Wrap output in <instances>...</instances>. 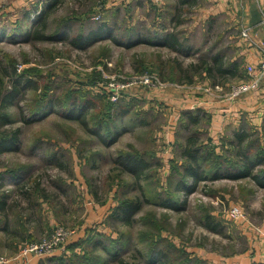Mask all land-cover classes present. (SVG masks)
Here are the masks:
<instances>
[{
  "label": "rangeland",
  "instance_id": "obj_1",
  "mask_svg": "<svg viewBox=\"0 0 264 264\" xmlns=\"http://www.w3.org/2000/svg\"><path fill=\"white\" fill-rule=\"evenodd\" d=\"M214 1L189 0L179 14L175 0H0V140L14 139L0 154V182L21 183L3 186L11 197L8 220L0 215V227L9 226L0 231V257L23 264L26 245L62 228L68 236L28 263L264 264V187L223 177L177 190L189 135L180 111L192 104L175 108L169 99L179 91L202 97L197 87L205 84L230 97L232 85L248 78L242 68L213 84L196 68L219 55L229 69L226 42L247 29L210 13ZM41 11L48 13L42 39H30ZM163 30L178 33L181 46L150 44ZM90 32L101 38L86 49L65 39ZM210 122L195 129L199 144L216 153L207 166H237L239 151L264 153V124L245 118L213 138ZM238 131L247 134L242 143ZM135 159L145 162L137 180L126 168ZM127 201L140 206L130 225L117 219Z\"/></svg>",
  "mask_w": 264,
  "mask_h": 264
},
{
  "label": "trees",
  "instance_id": "obj_2",
  "mask_svg": "<svg viewBox=\"0 0 264 264\" xmlns=\"http://www.w3.org/2000/svg\"><path fill=\"white\" fill-rule=\"evenodd\" d=\"M186 4H190L189 0H175V9H177L179 14H181L180 13L181 11L178 9V7L179 6L182 7ZM41 13H42L41 22L39 24L33 25V26H38V28H36L35 31L32 30V32L30 31L28 33L30 34L29 35L30 39L31 38L38 39V40L42 39V35H40L42 33L40 32L45 29V21L47 19L48 13L45 14V12H42V11ZM99 31L102 32L103 31L102 28ZM174 32L175 31L168 33L167 31L163 30L161 33L159 32L157 33V37L154 40H152L151 42L149 41L148 42L150 44L155 45L158 48L162 47V48H167V49H176L181 43L179 42L178 33H174ZM61 33H62V30L58 29L53 36H56ZM100 38H101L100 33L95 34L94 32H90L85 36L82 34H79L75 38L66 37L65 39L71 41L69 43L72 44L74 48L86 49L87 47L94 45L97 42V40H100ZM108 38L110 37L108 36ZM143 42L146 43V41H143ZM132 45L133 44L130 43L127 46L130 47ZM223 63H224V60L222 59L221 56L218 55L215 58H213V64H211L209 60L207 59L205 60L202 59L201 63L197 65L196 68L198 70H205L207 77L214 84L216 82L217 77L221 78L224 75H227V73L230 75H236V71L238 69L237 63L234 62L231 65V67H229V69H225ZM181 72L184 73L182 69H181ZM187 82L192 83L190 79ZM15 87L16 85H14L12 89L13 90L17 89ZM125 104H129V103L126 102ZM134 104L135 103H133V105ZM210 119H211L210 115L202 108L187 109L181 112V116L179 120L180 129L184 133H189V135L186 136V139L184 140L185 144H183L181 148L182 149L181 155L185 157L187 162L184 165L183 170H182L183 180L179 181L177 190L185 192V193H191L195 190L199 182H205L208 180H214L216 178L218 179V178H223V177L235 179V180L248 177L249 179L250 178L253 179L255 184L259 185L260 187H264V173L259 175L258 172H254L255 164L259 166H264L263 151L259 153L254 151V153H251V154L248 151H245V152L239 151L237 153V160H238L237 166L229 165L227 167H223L221 162L214 164V165H209V166L206 165L207 162H211L213 161V159H215L216 156L214 155L216 153H214V150L212 148L207 149L206 146L199 144L200 140L198 137V133L197 131H195V129H197L199 125L203 124L206 121H209ZM263 124H264V119H263ZM238 132H236L235 135L239 138L238 139L239 143H242L243 141L246 140L247 134L245 131H241L239 133ZM114 137L116 138L117 135H114ZM115 138L113 141H115ZM100 140L102 141L104 140V142L106 141L104 138L102 139L100 138ZM13 141H14L13 138L3 137L0 140V148L2 146H5V147L8 146L7 149H9L10 147H12L11 145ZM214 161L217 162L216 160ZM126 168L137 180L140 175L139 172L142 173V171L145 168V162L135 159V161H131V163L129 162L126 165ZM185 179H190V183H186L184 181ZM178 204H179V200L177 201V203L173 205H169V207L171 209L178 210L179 209L177 207ZM139 207L140 206L138 202H135V203L134 201L124 202L118 208L119 215L117 219H119L126 225H130L132 223V217L138 211ZM209 229L214 230L215 228L209 225ZM152 259L154 260L157 258L152 257Z\"/></svg>",
  "mask_w": 264,
  "mask_h": 264
},
{
  "label": "crops",
  "instance_id": "obj_3",
  "mask_svg": "<svg viewBox=\"0 0 264 264\" xmlns=\"http://www.w3.org/2000/svg\"><path fill=\"white\" fill-rule=\"evenodd\" d=\"M215 4L210 6V13H226L231 21L236 19L234 23L239 26V31L246 28H251L252 32L250 37H243L240 35L235 37V40L231 43L226 42L228 45L227 50L233 53L231 61L237 63L238 69L245 68L248 65H253L257 67L261 62L264 54V32L260 25L262 12L261 9L264 8V0H215ZM228 19V20H229ZM208 85V84H207ZM205 87V88H204ZM197 87L200 89L201 96L195 99H189V95H184L182 91H179L174 98H170L175 108L182 107L187 104V109L202 108L211 117L209 132L213 138H218L225 132L228 127L239 128L243 123L245 118L252 120L255 124H259L261 127L263 125L264 118V77L261 78L259 87L253 91L247 92L238 98L232 99L228 96L216 95L215 91H211L209 87ZM192 101V102H191ZM185 107V106H184ZM182 112V111H180ZM180 115V114H179ZM216 140V139H215ZM8 147V146H7ZM2 146L0 149V154L12 150L14 147ZM0 182V215L8 220V210H7V200L9 194L2 193L4 191L3 186L11 185L14 188L20 187L21 183L15 184L13 180L12 183L6 182L5 178H1ZM8 179V178H7ZM8 223V222H7ZM8 225V224H7ZM9 226H1L0 231L7 230ZM6 246V245H5ZM261 253L259 255L263 256L264 260V245L259 247ZM40 259V258H39ZM39 259L31 260V264H39ZM253 259L239 261L246 264H252ZM251 262V263H250ZM235 264L236 262L225 261V264ZM14 264H22L15 262ZM23 264H30L23 261Z\"/></svg>",
  "mask_w": 264,
  "mask_h": 264
},
{
  "label": "built area",
  "instance_id": "obj_4",
  "mask_svg": "<svg viewBox=\"0 0 264 264\" xmlns=\"http://www.w3.org/2000/svg\"><path fill=\"white\" fill-rule=\"evenodd\" d=\"M262 17L260 21V25L264 32V9H261ZM252 30L251 28H247L246 30L242 31V35L244 37H248L249 34H251ZM247 69V76L246 80L240 81L238 84L232 85L231 92L229 96L231 98L235 96H239L241 94L253 91L259 87V83L261 81V78L264 77V54L261 62L257 67L253 65H248L245 67ZM149 82V79H148ZM153 84V82H151ZM216 89H219V87H216ZM68 235L64 234V231L62 228L57 230V233L53 238H49V240L44 242H36L31 243L29 245H26L18 254V257L27 258V263L30 261L28 258L29 256H33L34 254L37 256L45 255L49 250L52 248H55L58 243H60L62 240H64ZM61 240V241H60ZM50 251V250H49ZM11 261L10 258L0 257V264H9Z\"/></svg>",
  "mask_w": 264,
  "mask_h": 264
}]
</instances>
